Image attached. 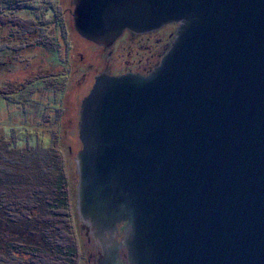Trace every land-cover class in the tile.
Returning a JSON list of instances; mask_svg holds the SVG:
<instances>
[{
  "label": "water",
  "instance_id": "95a60500",
  "mask_svg": "<svg viewBox=\"0 0 264 264\" xmlns=\"http://www.w3.org/2000/svg\"><path fill=\"white\" fill-rule=\"evenodd\" d=\"M69 4L104 47L176 24L151 70L100 72L80 102L76 209L93 263L264 264V0Z\"/></svg>",
  "mask_w": 264,
  "mask_h": 264
},
{
  "label": "rangeland",
  "instance_id": "374dc122",
  "mask_svg": "<svg viewBox=\"0 0 264 264\" xmlns=\"http://www.w3.org/2000/svg\"><path fill=\"white\" fill-rule=\"evenodd\" d=\"M54 7V21L39 18L35 22L25 10L14 12L18 22L0 25V132L12 138L13 128L17 143L34 144L36 134L54 138L65 152L76 184L75 155L81 147L79 106L95 75L152 68L166 51L176 24L146 33H122L111 46L104 47L74 29L69 0H54ZM28 227L17 230L27 229L28 234ZM76 232L81 240L79 252L85 250V258L91 260L85 263L83 259L81 264H94L99 245L92 236L87 240L77 224Z\"/></svg>",
  "mask_w": 264,
  "mask_h": 264
},
{
  "label": "trees",
  "instance_id": "16d2710c",
  "mask_svg": "<svg viewBox=\"0 0 264 264\" xmlns=\"http://www.w3.org/2000/svg\"><path fill=\"white\" fill-rule=\"evenodd\" d=\"M25 10L35 22L57 16L54 0H0V25L18 22L14 12ZM10 135L0 132V264L91 261L85 250L79 252L76 224L80 227L73 201L77 182L72 180L64 150L52 137L47 140L36 134L30 144L17 143L13 128ZM20 226L28 227L29 233L17 230Z\"/></svg>",
  "mask_w": 264,
  "mask_h": 264
},
{
  "label": "flooded vegetation",
  "instance_id": "af4514ba",
  "mask_svg": "<svg viewBox=\"0 0 264 264\" xmlns=\"http://www.w3.org/2000/svg\"><path fill=\"white\" fill-rule=\"evenodd\" d=\"M172 25H175V23H171ZM123 33H125V34H127V35H131L132 33H134V32H131V31H129V30H125ZM134 35V34H133ZM153 67V66H152ZM151 68V67H150ZM149 68V69H150ZM149 69H145V70H143V69H129V70H126V71H124V72H139V73H141V74H143V73H147L148 71H149ZM151 70V69H150ZM124 72H122V73H124ZM107 73H109V74H113V73H110V72H108L107 71ZM119 74H121V73H119ZM114 75H117V74H114ZM77 182H78V180H77ZM76 186H77V184H76ZM122 227H123V225H121V226H119V228H118V230H119V233L122 235Z\"/></svg>",
  "mask_w": 264,
  "mask_h": 264
}]
</instances>
